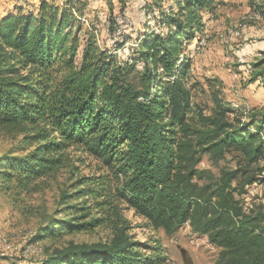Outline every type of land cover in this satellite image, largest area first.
I'll list each match as a JSON object with an SVG mask.
<instances>
[{
	"label": "trees",
	"instance_id": "16d2710c",
	"mask_svg": "<svg viewBox=\"0 0 264 264\" xmlns=\"http://www.w3.org/2000/svg\"><path fill=\"white\" fill-rule=\"evenodd\" d=\"M161 1L151 2L166 31L145 29L137 38L140 84L136 58L121 63L84 26V1L42 0L0 18V133L14 142L0 154V185L32 193L69 174L58 207L32 238L49 240L36 264L155 263L124 209L167 233L189 223L221 248L214 264H264V204L246 210L241 202L251 184L264 182V108L244 118L217 89L211 111L197 104L191 115L183 44L218 1L173 0L165 8ZM109 22L117 27L116 17ZM254 65L253 78L264 81V57ZM229 153L235 166H200L205 154L217 165ZM87 157L100 162L98 171L76 175ZM96 227L111 233L53 244Z\"/></svg>",
	"mask_w": 264,
	"mask_h": 264
},
{
	"label": "rangeland",
	"instance_id": "374dc122",
	"mask_svg": "<svg viewBox=\"0 0 264 264\" xmlns=\"http://www.w3.org/2000/svg\"><path fill=\"white\" fill-rule=\"evenodd\" d=\"M41 1L0 0V18L18 6L36 9ZM80 1L85 3L82 16L84 26L92 30L99 45L115 53L121 63L137 57V38L145 29L166 31V27H162L158 18L160 6H153L152 0ZM172 1L162 0L160 5L165 8ZM217 1L213 11L203 13V30L183 44V53L189 55L191 60L189 83L192 85L194 101L191 115L198 109L197 104L209 113L214 105L211 93L219 89L226 102L231 106L235 105L239 112L243 111V117L246 118L253 109L264 108V81L261 76L253 78L256 71L254 63L264 57V0ZM22 2L26 4L22 5ZM115 17L117 27L114 29L109 21ZM215 22L221 27L216 26ZM217 27L218 29H214ZM82 34L83 31L81 36ZM214 44L222 45L220 50H225L227 45L229 53H219ZM226 55L229 57L227 60L224 57ZM79 58L80 56L77 59ZM135 62L140 72L133 78L140 84L142 64L138 58ZM13 143L10 137L0 133V154L6 152ZM235 163L234 153L227 154L217 165L205 154L200 166L210 167L217 172L219 166H235ZM262 163L263 160L260 164ZM76 165V175H87L97 172L100 162L93 157H87L84 162L78 161ZM68 176L69 174L64 172L45 190L32 193L20 192L13 188L6 190L0 185V249L18 245L13 247L17 249L15 253L4 254L0 258V264H36L42 253L24 255V248L29 243H36L45 253L49 240L32 242V238L38 227L58 207L60 190L66 185ZM256 184L258 185L255 188H249V199L241 198L246 210L256 209L260 204H264V182ZM124 212L131 221V232L136 239L151 245L150 250L155 257L153 264L215 263L221 248L211 243L207 235L196 233L189 223L179 226L172 233H167L163 227L151 225L145 217L135 214L132 209H124ZM110 233L107 227H96L92 231L66 235L63 239L55 240L53 244H60L69 239L92 242L105 239Z\"/></svg>",
	"mask_w": 264,
	"mask_h": 264
},
{
	"label": "built area",
	"instance_id": "2783aa9c",
	"mask_svg": "<svg viewBox=\"0 0 264 264\" xmlns=\"http://www.w3.org/2000/svg\"><path fill=\"white\" fill-rule=\"evenodd\" d=\"M199 44V43H198ZM257 182H254L253 184H251L250 186H249V188H255L258 184H256ZM243 199H249V195H245L244 194V196H243ZM13 247H18V245H10V246H8L7 248H2V249H0V253L1 252H9V253H13ZM35 255V253L34 252H32V251H27V253H24V255Z\"/></svg>",
	"mask_w": 264,
	"mask_h": 264
},
{
	"label": "bare ground",
	"instance_id": "6f19581e",
	"mask_svg": "<svg viewBox=\"0 0 264 264\" xmlns=\"http://www.w3.org/2000/svg\"><path fill=\"white\" fill-rule=\"evenodd\" d=\"M203 41V40H202ZM235 106V105H234ZM17 249H13V253L16 252ZM27 251H32V252H36L35 254H40L42 252V250L37 246L36 243H29L25 246L24 248V252L27 253ZM2 254H6V253H2ZM0 253V256L2 255ZM8 254H11V253H8Z\"/></svg>",
	"mask_w": 264,
	"mask_h": 264
},
{
	"label": "crops",
	"instance_id": "0c3cea01",
	"mask_svg": "<svg viewBox=\"0 0 264 264\" xmlns=\"http://www.w3.org/2000/svg\"><path fill=\"white\" fill-rule=\"evenodd\" d=\"M215 25L216 26H220V24L219 23H217V22H215ZM221 27V26H220ZM214 29H218V27L217 28H214ZM239 39V37L236 39V40H238ZM215 46H217V49H216V51H218L219 53H222L221 51H224L226 54L227 53H229V51H228V47H227V45H225V44H223V45H225L226 46V49L224 50L223 48L220 50L219 48L222 46V45H217V44H214ZM219 49V50H218ZM229 55V54H228ZM228 55H226V56H224L225 58H226V60L229 58L228 57ZM211 59V58H210ZM212 61H214L213 59H212ZM217 63H219V61H217V59L215 60ZM230 77V76H229ZM231 78V77H230ZM234 81V78L232 79V82Z\"/></svg>",
	"mask_w": 264,
	"mask_h": 264
}]
</instances>
